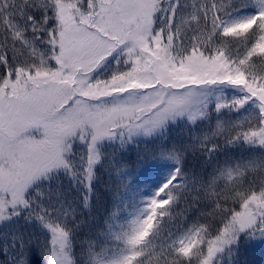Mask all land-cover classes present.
<instances>
[{"label":"snow or ice","instance_id":"snow-or-ice-1","mask_svg":"<svg viewBox=\"0 0 264 264\" xmlns=\"http://www.w3.org/2000/svg\"><path fill=\"white\" fill-rule=\"evenodd\" d=\"M0 264H264V0H0Z\"/></svg>","mask_w":264,"mask_h":264},{"label":"trees","instance_id":"trees-1","mask_svg":"<svg viewBox=\"0 0 264 264\" xmlns=\"http://www.w3.org/2000/svg\"><path fill=\"white\" fill-rule=\"evenodd\" d=\"M243 54V53H241ZM253 60L257 59L256 57L252 58ZM257 71H259V69H256ZM179 123V122H178ZM173 130H175V125L170 126ZM167 166L164 169V172L159 176V177H151L148 176L145 179L147 181H149L146 185H141L142 191L147 194L150 195L152 191L155 190V188H158L160 186V184H162L168 173L171 172L174 169V165L171 164V162H166ZM161 228H164L166 231L175 234L176 237H178L179 235L182 234V230H183V222H177L175 220L173 221H168V218L165 217L164 221L160 223L159 225Z\"/></svg>","mask_w":264,"mask_h":264}]
</instances>
